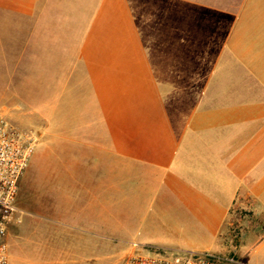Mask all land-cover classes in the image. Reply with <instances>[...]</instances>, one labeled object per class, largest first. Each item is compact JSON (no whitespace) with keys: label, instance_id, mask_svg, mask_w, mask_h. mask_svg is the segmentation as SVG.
Here are the masks:
<instances>
[{"label":"crops","instance_id":"1","mask_svg":"<svg viewBox=\"0 0 264 264\" xmlns=\"http://www.w3.org/2000/svg\"><path fill=\"white\" fill-rule=\"evenodd\" d=\"M40 1L0 0L6 14L35 19L29 45L35 59L53 55L59 38L57 30L43 28L59 17L38 11V5L51 6L54 0ZM145 4L148 54L152 45L154 54L161 47L163 56L162 95L153 100L162 103V111L149 117L145 139L132 131L130 143L117 137L108 143L105 89L92 76L98 85L88 87L84 103L87 108L93 101L98 108L85 109L95 125L84 130L82 145L89 159L112 167L98 181L97 197L92 181L82 179L84 198L90 197L89 208H105V192L122 194L124 169L136 196L148 194L132 214L146 219V237L154 246L223 248L222 232L245 223L264 228V0ZM104 69L100 63L88 68ZM62 92L56 95L59 103Z\"/></svg>","mask_w":264,"mask_h":264},{"label":"rangeland","instance_id":"2","mask_svg":"<svg viewBox=\"0 0 264 264\" xmlns=\"http://www.w3.org/2000/svg\"><path fill=\"white\" fill-rule=\"evenodd\" d=\"M146 1L54 0L51 6L38 5L44 16L60 19L43 24L57 30L59 38L53 55L40 54L38 59L29 46L35 19L19 21L0 9V113L37 139L34 161L20 185L18 205L24 219L7 236L10 264H124L136 251H176L147 240L146 219L132 213L148 194L136 196L124 169L122 194L105 192L103 209L87 207L90 197L84 198L81 182L89 178L97 197L98 181L112 167L89 159L82 145L84 130L95 125L89 107L98 108L93 101L87 108L84 103L88 87L98 85L91 82L93 75L107 98L108 143L115 137L130 143L132 131L145 139L149 117L162 111V103L153 100L162 95L163 56L161 47L154 54L152 45L148 54ZM97 63L105 69L88 70ZM60 90L63 103L56 97ZM251 226L222 232L224 247L213 244L209 251L264 264V228Z\"/></svg>","mask_w":264,"mask_h":264},{"label":"built area","instance_id":"3","mask_svg":"<svg viewBox=\"0 0 264 264\" xmlns=\"http://www.w3.org/2000/svg\"><path fill=\"white\" fill-rule=\"evenodd\" d=\"M37 145L36 137L22 131L0 113V264H10L7 239L12 226L23 222L25 212L19 207L21 181L25 176ZM135 244V248L138 249ZM124 264H248L234 254L211 251L176 250L152 253L142 250L132 253Z\"/></svg>","mask_w":264,"mask_h":264}]
</instances>
